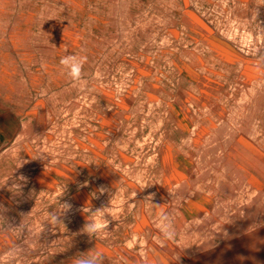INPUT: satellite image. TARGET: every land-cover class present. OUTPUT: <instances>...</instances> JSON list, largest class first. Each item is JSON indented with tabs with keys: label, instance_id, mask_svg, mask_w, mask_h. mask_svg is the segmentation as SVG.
Here are the masks:
<instances>
[{
	"label": "rangeland",
	"instance_id": "1",
	"mask_svg": "<svg viewBox=\"0 0 264 264\" xmlns=\"http://www.w3.org/2000/svg\"><path fill=\"white\" fill-rule=\"evenodd\" d=\"M97 247L264 264V0H0V264Z\"/></svg>",
	"mask_w": 264,
	"mask_h": 264
},
{
	"label": "clouds",
	"instance_id": "2",
	"mask_svg": "<svg viewBox=\"0 0 264 264\" xmlns=\"http://www.w3.org/2000/svg\"><path fill=\"white\" fill-rule=\"evenodd\" d=\"M86 63L87 57L83 55H64L60 59V64L63 66V68H67L69 70L67 74L74 83H83V68ZM66 207L71 209V205H66ZM156 208L158 209L159 214H165L166 218L164 207L161 205H156ZM55 219L56 217H53V220ZM86 230L92 234H95L98 231V226L94 222L88 223L86 225ZM162 235L166 240L169 241L175 239L176 233L174 225L170 222H165L163 224ZM102 257H104V250L97 247L92 252L74 258L72 264H96V262Z\"/></svg>",
	"mask_w": 264,
	"mask_h": 264
}]
</instances>
